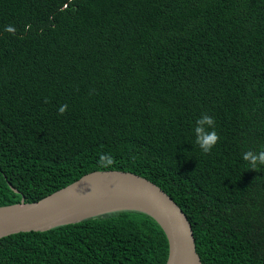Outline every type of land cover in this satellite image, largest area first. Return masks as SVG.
<instances>
[{
    "label": "trees",
    "instance_id": "obj_1",
    "mask_svg": "<svg viewBox=\"0 0 264 264\" xmlns=\"http://www.w3.org/2000/svg\"><path fill=\"white\" fill-rule=\"evenodd\" d=\"M249 150H264V0H0V206L126 170L184 210L203 264H264V165ZM168 254L162 226L131 209L0 238V264Z\"/></svg>",
    "mask_w": 264,
    "mask_h": 264
},
{
    "label": "water",
    "instance_id": "obj_2",
    "mask_svg": "<svg viewBox=\"0 0 264 264\" xmlns=\"http://www.w3.org/2000/svg\"><path fill=\"white\" fill-rule=\"evenodd\" d=\"M139 210L163 228L166 264H203L187 214L157 183L126 170H95L32 201L0 206V238L56 226L115 210Z\"/></svg>",
    "mask_w": 264,
    "mask_h": 264
},
{
    "label": "clouds",
    "instance_id": "obj_3",
    "mask_svg": "<svg viewBox=\"0 0 264 264\" xmlns=\"http://www.w3.org/2000/svg\"><path fill=\"white\" fill-rule=\"evenodd\" d=\"M6 30L12 33L15 32V29L11 26ZM66 108L67 105L61 106L59 109L60 113L63 114ZM214 126L215 120L208 114L202 115V117L196 122V127L194 129L196 134L195 144L198 145L204 153H209L219 140V136L214 130ZM242 158L249 163L252 170H257L259 165H264V150H261L258 153L249 150L243 153ZM109 163H111V160H109Z\"/></svg>",
    "mask_w": 264,
    "mask_h": 264
}]
</instances>
